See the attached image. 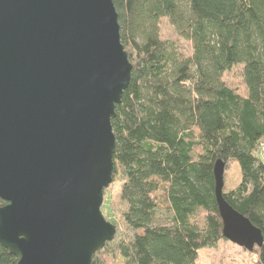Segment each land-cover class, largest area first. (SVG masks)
I'll return each mask as SVG.
<instances>
[{
	"label": "trees",
	"instance_id": "16d2710c",
	"mask_svg": "<svg viewBox=\"0 0 264 264\" xmlns=\"http://www.w3.org/2000/svg\"><path fill=\"white\" fill-rule=\"evenodd\" d=\"M113 1L133 70L112 119L119 198L102 205L117 231L93 264H198L202 248L227 240L217 159L238 165L224 196L264 236V0ZM164 17L191 42L189 56L162 39ZM240 64L246 95L223 80ZM199 209L203 225L192 220ZM252 253L264 264V243ZM0 264H17L1 243Z\"/></svg>",
	"mask_w": 264,
	"mask_h": 264
},
{
	"label": "water",
	"instance_id": "95a60500",
	"mask_svg": "<svg viewBox=\"0 0 264 264\" xmlns=\"http://www.w3.org/2000/svg\"><path fill=\"white\" fill-rule=\"evenodd\" d=\"M133 65L113 0H0V243L17 264H93L117 227L112 119ZM224 237L253 252L262 230L224 196Z\"/></svg>",
	"mask_w": 264,
	"mask_h": 264
},
{
	"label": "rangeland",
	"instance_id": "374dc122",
	"mask_svg": "<svg viewBox=\"0 0 264 264\" xmlns=\"http://www.w3.org/2000/svg\"><path fill=\"white\" fill-rule=\"evenodd\" d=\"M160 35L163 40L173 45L183 56H189L192 52L191 42L182 37L175 26L167 17L161 19ZM224 82L231 88H234L241 95L247 94V87L243 76V65H236L231 70L223 74ZM240 181V170L236 163H230L225 170V188H234ZM120 193V184L113 183L104 191V200L113 198L117 200ZM108 211H106L107 213ZM205 211L199 209L192 217L194 222L203 225L205 220ZM164 217L156 220V223H165ZM198 264H256V257L252 252L229 241L221 240L215 247L202 248L199 251Z\"/></svg>",
	"mask_w": 264,
	"mask_h": 264
}]
</instances>
